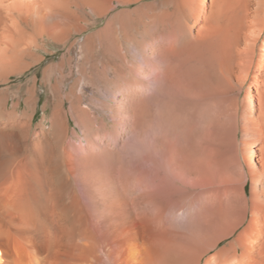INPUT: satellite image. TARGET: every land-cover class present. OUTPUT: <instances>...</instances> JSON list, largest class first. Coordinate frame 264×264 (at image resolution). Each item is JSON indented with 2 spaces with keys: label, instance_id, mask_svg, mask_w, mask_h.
I'll list each match as a JSON object with an SVG mask.
<instances>
[{
  "label": "bare ground",
  "instance_id": "6f19581e",
  "mask_svg": "<svg viewBox=\"0 0 264 264\" xmlns=\"http://www.w3.org/2000/svg\"><path fill=\"white\" fill-rule=\"evenodd\" d=\"M0 264H264V0H0Z\"/></svg>",
  "mask_w": 264,
  "mask_h": 264
},
{
  "label": "rangeland",
  "instance_id": "374dc122",
  "mask_svg": "<svg viewBox=\"0 0 264 264\" xmlns=\"http://www.w3.org/2000/svg\"><path fill=\"white\" fill-rule=\"evenodd\" d=\"M82 37H83V35L78 36V40H81ZM47 48H48V50H52L51 46H48ZM64 52H65V49H58L56 55L54 56L55 60H57ZM46 64H47V62H44L41 65H39L38 67L33 68L32 70L27 72L25 75H23V77H21V78L13 77L12 82H11L12 84L25 82L30 77H32L33 73L37 72V75H38L37 90H36L37 102L35 104V116L33 119V124H36V122H38L42 118V113H43L42 108H43L45 101H47V97H48V92H47L46 88L44 86H42V84L40 83V80L42 77V73H41L42 70L41 69ZM23 108H24V104L21 103L19 109H23ZM118 118H119V120L121 119L120 122L123 123L122 120H123V118H125V116L123 113L122 114L119 113ZM154 120H156V119H154ZM156 123H158V121ZM73 127H74L73 123L70 124V131L72 130Z\"/></svg>",
  "mask_w": 264,
  "mask_h": 264
}]
</instances>
